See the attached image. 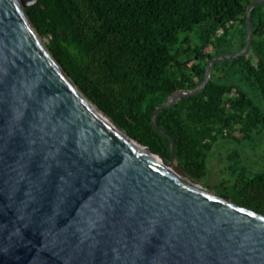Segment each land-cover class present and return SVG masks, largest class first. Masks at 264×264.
I'll list each match as a JSON object with an SVG mask.
<instances>
[{
    "label": "water",
    "instance_id": "95a60500",
    "mask_svg": "<svg viewBox=\"0 0 264 264\" xmlns=\"http://www.w3.org/2000/svg\"><path fill=\"white\" fill-rule=\"evenodd\" d=\"M36 1L0 0V264H264V215L198 186L156 123L206 88L215 62L250 53V12L264 0L247 7L244 49L212 57L204 84L153 111L170 159L76 88L23 11Z\"/></svg>",
    "mask_w": 264,
    "mask_h": 264
},
{
    "label": "trees",
    "instance_id": "16d2710c",
    "mask_svg": "<svg viewBox=\"0 0 264 264\" xmlns=\"http://www.w3.org/2000/svg\"><path fill=\"white\" fill-rule=\"evenodd\" d=\"M252 1L37 0L23 11L82 95L127 136L170 159L169 140L151 127L153 111L169 94L197 88L212 57L244 49ZM250 23V53L215 62L206 88L161 110L156 123L175 140L186 175L199 183L214 157L227 161L228 192L215 194L264 215V166L234 161L229 169L243 145L264 141V2L252 8ZM229 143L237 147L230 155Z\"/></svg>",
    "mask_w": 264,
    "mask_h": 264
},
{
    "label": "rangeland",
    "instance_id": "374dc122",
    "mask_svg": "<svg viewBox=\"0 0 264 264\" xmlns=\"http://www.w3.org/2000/svg\"><path fill=\"white\" fill-rule=\"evenodd\" d=\"M257 145L258 146L255 149H251L249 145H243L241 147L242 152L240 153V158L231 159L229 161V169L231 166H234L233 163L234 161H237V164L235 165L238 168L242 166L246 169H258L264 166V141L258 143ZM235 150H237L235 144L229 143V155L232 154ZM222 151L223 153L221 152V154L225 156L227 152H225L224 150ZM226 163L227 161L221 162L220 160H218L217 157H214L210 164V168H209L210 174L208 178L204 179L203 181H200L198 183V186H200L202 189L212 194L227 191V179L229 177V181H230L231 175H230V170H229V175H228V171L225 170V168L227 167ZM183 180L187 181L185 178H183ZM229 196L230 197L234 196L230 188H229Z\"/></svg>",
    "mask_w": 264,
    "mask_h": 264
},
{
    "label": "bare ground",
    "instance_id": "6f19581e",
    "mask_svg": "<svg viewBox=\"0 0 264 264\" xmlns=\"http://www.w3.org/2000/svg\"><path fill=\"white\" fill-rule=\"evenodd\" d=\"M207 71H208V66H207V70H206V75H207ZM206 75H205V78H204V80H203V84L205 83V81H206ZM201 83V84H202ZM134 145H136L140 150H141V152H143V153H145L146 155H148L149 157H151V158H153L154 160H156V161H158L165 169H168L169 167H170V165H168V166H166L164 163L162 164L161 162H160V160L156 157V156H154V155H152V154H150L148 151H146L143 147H141V146H139L138 144H134ZM168 167V168H167ZM170 173L174 176V177H176L177 179H179L180 180V175L177 173V171H176V168H171V170H170ZM188 184V183H187ZM189 185H191V184H189ZM192 186V185H191ZM195 187V186H194Z\"/></svg>",
    "mask_w": 264,
    "mask_h": 264
}]
</instances>
